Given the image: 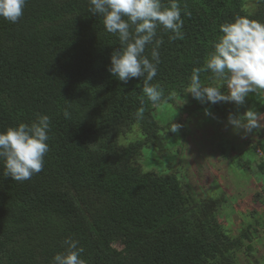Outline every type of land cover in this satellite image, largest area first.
Instances as JSON below:
<instances>
[{"label": "trees", "instance_id": "trees-1", "mask_svg": "<svg viewBox=\"0 0 264 264\" xmlns=\"http://www.w3.org/2000/svg\"><path fill=\"white\" fill-rule=\"evenodd\" d=\"M178 2L183 38L157 30L163 43L151 84L163 94L156 104L143 78L123 84L107 71L121 45L89 0H27L17 23L0 18V132L38 114L51 129L40 173L12 181L0 166V264H50L69 236L86 264H236L237 244L218 228L211 201L190 205L174 174L142 172L132 161L143 146L162 148L153 109L183 94L219 26L238 16L264 23V9L246 13L239 0ZM210 77L202 71V84ZM134 125L143 139L121 144ZM258 146L264 154V141ZM257 168L264 173V160Z\"/></svg>", "mask_w": 264, "mask_h": 264}, {"label": "clouds", "instance_id": "clouds-1", "mask_svg": "<svg viewBox=\"0 0 264 264\" xmlns=\"http://www.w3.org/2000/svg\"><path fill=\"white\" fill-rule=\"evenodd\" d=\"M27 0H0V18L17 23ZM89 11L99 15L106 32L118 37L121 47L110 55L107 71L123 84L132 78H143L142 91L153 104L161 101L162 89L151 84L160 63L159 47L163 39L157 30L170 32L169 40L182 39L184 20L178 0L164 6L161 0H89ZM184 15H190L184 10ZM220 35L212 44L203 68L192 69L184 94H190L201 104L231 102L243 105L249 93L264 90V23L247 17H235L233 22L219 26ZM151 45L150 58L145 55ZM202 71L211 73L220 83L205 86ZM225 92H221V88ZM143 102V101H142ZM186 103V101H183ZM143 109H140L142 112ZM205 115L212 113L205 109ZM264 115L249 108L242 115L229 114L227 122L233 128L251 132L264 127ZM172 121V120H171ZM180 124L170 123L168 131L177 133ZM50 118L37 115L29 124L23 122L0 132V166L2 175L12 181L24 182L43 170L49 152ZM50 264H86L84 248L71 236L62 244Z\"/></svg>", "mask_w": 264, "mask_h": 264}, {"label": "rangeland", "instance_id": "rangeland-1", "mask_svg": "<svg viewBox=\"0 0 264 264\" xmlns=\"http://www.w3.org/2000/svg\"><path fill=\"white\" fill-rule=\"evenodd\" d=\"M239 3L246 13L264 9V0ZM219 83L215 80L205 86ZM251 107L257 113L259 107L264 108V90L249 93L240 106L231 102L201 104L190 94L176 95L171 102L156 105L152 112L161 129L158 136L162 148L143 146L132 161L142 172L174 174L190 197V205L211 201L218 228L237 244L232 252L236 264H264V173L257 168L264 160L258 146L264 141V127L244 132L227 122L229 114L242 115ZM205 109L212 115H205ZM260 114L264 115V110ZM171 122L181 125L177 133L168 131ZM142 139L134 125L119 141L128 144Z\"/></svg>", "mask_w": 264, "mask_h": 264}]
</instances>
